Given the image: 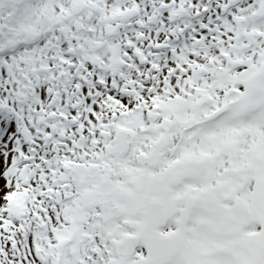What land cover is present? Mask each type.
<instances>
[{"label": "snow or ice", "instance_id": "1", "mask_svg": "<svg viewBox=\"0 0 264 264\" xmlns=\"http://www.w3.org/2000/svg\"><path fill=\"white\" fill-rule=\"evenodd\" d=\"M0 264H264V0H0Z\"/></svg>", "mask_w": 264, "mask_h": 264}]
</instances>
